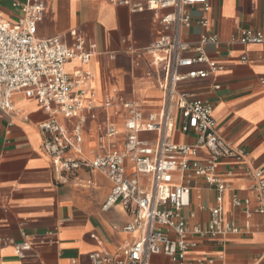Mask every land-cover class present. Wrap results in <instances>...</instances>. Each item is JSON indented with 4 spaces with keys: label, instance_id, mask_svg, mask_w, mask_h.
Instances as JSON below:
<instances>
[{
    "label": "crops",
    "instance_id": "obj_1",
    "mask_svg": "<svg viewBox=\"0 0 264 264\" xmlns=\"http://www.w3.org/2000/svg\"><path fill=\"white\" fill-rule=\"evenodd\" d=\"M16 1L23 0H0V11L7 21L17 22L23 15L21 8L13 5ZM43 1L45 11L38 24V37L57 35L71 44V32L76 30L94 44L87 65L92 79L83 112L84 155L91 158L105 151L100 148V137L110 120L121 133L116 143L123 147L125 111L118 104L107 109L104 100L121 95L135 101L145 115L160 109L163 93L155 75L159 70L145 49L172 30L160 22L162 12L133 11L110 0ZM208 2V10L199 4L188 7L192 24L183 27L180 35L194 43L205 32L217 33L221 43L207 45L206 50L224 67L206 78L182 81L178 90L211 101L219 132L245 152L243 159L228 158L220 165L222 172H233L227 177L230 189L223 203V217L240 231L219 238L197 236L199 246L190 256L195 261L212 257L215 264H264V213L255 210L259 202L247 174L248 169H259L264 175V48L235 39L243 28L264 32V0ZM202 17L208 19L207 28L199 23ZM79 65L71 61L67 68L73 71ZM149 71L152 76L147 75ZM13 99L12 112L0 109V264H91L92 252L123 258L124 250L138 234L122 230L131 220L122 207L103 208L112 190L109 179L81 168L68 181L60 182L42 147L45 134L41 124L50 118V112L23 92ZM58 118L69 131L79 120L62 114ZM139 136L154 142L157 133L142 131ZM173 140L192 143L195 136L176 129ZM199 156L206 158L208 151L199 149ZM134 169L128 161V173ZM146 179L142 177V183ZM179 180L176 175L175 183ZM190 185L189 202L182 213L189 226L204 227L216 205L217 193L201 177ZM234 192L251 200L249 216L243 207L232 205L230 195ZM24 241L31 247L19 253L16 245ZM151 263L174 264L165 255H152Z\"/></svg>",
    "mask_w": 264,
    "mask_h": 264
},
{
    "label": "built area",
    "instance_id": "obj_2",
    "mask_svg": "<svg viewBox=\"0 0 264 264\" xmlns=\"http://www.w3.org/2000/svg\"><path fill=\"white\" fill-rule=\"evenodd\" d=\"M128 5L133 11L146 9L162 12L160 22L169 34H163L145 51L151 54L162 89V104L158 111L145 115L135 102L121 95L104 100L107 109L116 104L125 111L123 147L116 143L121 134L113 121H109L100 137L104 152L87 157L82 150L83 112L87 101L92 73L87 68L94 44L73 30L74 41L66 43L60 36H37L38 24L44 17L43 0L14 2L23 15L17 22L7 21L0 11V109L5 113L14 110V95L25 93L36 98L50 112V118L41 124L45 134L42 147L49 157L60 182L70 179L81 168L105 175L112 190L103 208L119 205L131 215L122 230L137 233V239L116 259L106 252H92L91 264H152V255H165L174 264H215L212 257L191 259V252L199 246L197 236L224 237L238 233L239 227L223 217V203L230 186L220 165L228 158L243 159L245 152L234 146L219 132L213 115V104L187 91L178 90V84L187 79L206 78L223 69L224 65L210 58L207 45H218L217 33H203L199 40L189 43L181 38L183 27L192 24L188 7L202 5L209 9L208 0H110ZM199 23L207 28L208 19ZM244 45L260 44L264 48V32L243 28L235 38ZM246 59V57H244ZM78 61L80 65L69 71L67 65ZM202 65V66H201ZM197 66V67H196ZM152 72L147 73L152 76ZM120 111H115L118 114ZM78 117L74 129L69 131L58 115ZM95 117V114H92ZM176 129L195 136L192 143L173 140ZM157 133L154 142L142 139L139 133ZM106 140L109 143L106 144ZM208 151L204 159L199 149ZM128 161L134 172L128 173ZM253 180L251 189L259 202L256 211L264 213V175L259 169H248ZM176 175L179 182L175 183ZM142 177H147L142 183ZM203 178L216 190V205L206 226H189L183 208L189 202L190 183ZM77 178V177H76ZM232 205L243 207L249 216L251 200L237 192L230 195ZM28 241L16 245L19 253L30 249Z\"/></svg>",
    "mask_w": 264,
    "mask_h": 264
}]
</instances>
